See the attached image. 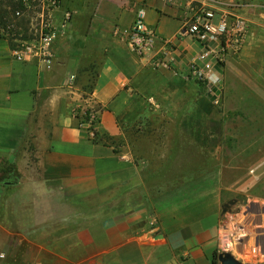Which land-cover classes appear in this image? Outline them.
Instances as JSON below:
<instances>
[{"label": "crops", "instance_id": "crops-1", "mask_svg": "<svg viewBox=\"0 0 264 264\" xmlns=\"http://www.w3.org/2000/svg\"><path fill=\"white\" fill-rule=\"evenodd\" d=\"M7 2L17 4L0 0L1 10ZM186 2L62 0L61 9L72 18L50 64L16 61L10 42L0 36V159L7 162L0 179V264H212L218 219L237 190L240 173H227L223 159L209 170L190 163L189 170L175 172L170 143L153 141L159 130L153 122L163 113L146 91L160 78L198 86L188 73L202 45L180 32ZM203 2L218 10L243 3L236 10L251 19L252 27L241 52L258 47L264 34L263 1ZM140 8L159 36L154 52L163 39L174 45L169 70L153 69L149 55L130 47L129 30ZM4 14L14 18L13 10ZM116 26L122 29L119 34ZM235 55L214 65L219 96L209 97L212 103L222 101ZM69 72L77 75L78 87L93 88L103 108L98 131L111 143L94 142L79 127L74 114L78 95L64 85ZM139 121L142 131L152 135L143 152L135 139L127 140L125 126ZM190 149L195 151L197 144ZM255 167L263 173L264 159ZM8 178L11 183L1 182ZM17 246L22 247L18 258Z\"/></svg>", "mask_w": 264, "mask_h": 264}, {"label": "built area", "instance_id": "built-area-1", "mask_svg": "<svg viewBox=\"0 0 264 264\" xmlns=\"http://www.w3.org/2000/svg\"><path fill=\"white\" fill-rule=\"evenodd\" d=\"M177 0H172L176 2ZM13 19L0 20V36L10 42L12 57L22 63L38 61L50 64L56 56V42L68 32L72 13L62 10V0H16ZM235 2L232 10H218L203 0H187L186 14L180 32L190 35L202 45V50L190 64L188 77L194 79L207 97L218 98L212 78L214 65H223L228 55L240 54L250 35L252 21ZM25 18V23L20 19ZM115 33L122 29L116 26ZM131 49L140 56L149 55L155 70L171 69L175 48L169 39L159 41L157 32L146 22V10L136 12L129 30ZM201 61V63H199ZM64 85L78 95L74 111L78 125L91 140L98 131L102 106L92 96L93 91L78 87L77 75L69 72ZM257 167L250 173L255 174ZM228 202V201H226ZM225 202V203H226ZM224 205V204H223ZM157 225V221L153 222ZM217 253H231L242 264H264V197L246 195L222 211L217 224ZM219 261V260H218Z\"/></svg>", "mask_w": 264, "mask_h": 264}, {"label": "rangeland", "instance_id": "rangeland-1", "mask_svg": "<svg viewBox=\"0 0 264 264\" xmlns=\"http://www.w3.org/2000/svg\"><path fill=\"white\" fill-rule=\"evenodd\" d=\"M258 44L248 54L241 52L235 55L234 70L228 72L223 98L218 104L205 96L201 85L195 88L182 79L166 82L160 78L159 85L147 86L146 91L153 96L156 109L163 113V117L157 116L153 122L159 129L158 134L144 133L142 121L128 122L125 124L127 140L135 139L142 152L149 136L158 143L168 141L171 145L170 161L175 172L189 170L190 163L209 170L223 159L227 173H240L238 183L235 182L237 190L229 200H242L246 195L264 197V172L261 174L260 170H256L255 176L250 173L257 162L264 159V34ZM167 112L168 116L172 112V116L166 118ZM234 124L237 127L243 125L244 129L237 131ZM250 125L253 130L248 129ZM146 126L149 127V124ZM167 126L169 132L165 130ZM182 127L187 128L186 132ZM146 131L152 134L150 128ZM193 143L197 144L195 151L190 149ZM200 143H205L207 149L200 148ZM146 152L149 154L152 151ZM236 162L237 166L234 165ZM6 167V159H0V179L5 175L2 170ZM247 174L249 176L246 177ZM14 253L17 258L20 257L22 247L17 246Z\"/></svg>", "mask_w": 264, "mask_h": 264}, {"label": "trees", "instance_id": "trees-1", "mask_svg": "<svg viewBox=\"0 0 264 264\" xmlns=\"http://www.w3.org/2000/svg\"><path fill=\"white\" fill-rule=\"evenodd\" d=\"M7 3H8V2H7ZM9 5L11 6V7H10V8H11V9H10L11 11L19 6L18 3H17V4H12V3L10 4V3H8L7 7L5 8V11H3V10L0 9V20H1V21L8 20V18H6V14H4V13L10 11L9 8H8ZM85 88H86V89H89V90H92V89H93V88L91 87V85H86ZM91 140L94 141V142H103L104 144H107V143H109V142L111 143L110 139H109V138L104 139V138L100 135V132H99V131H96V132H95V137H94L93 139H91ZM8 181L11 182V179L8 178V179H5V180H3V181H1V182L7 184ZM12 182H13V181H12ZM212 264H219V262H218V253H217V251L214 252L213 260H212Z\"/></svg>", "mask_w": 264, "mask_h": 264}, {"label": "water", "instance_id": "water-1", "mask_svg": "<svg viewBox=\"0 0 264 264\" xmlns=\"http://www.w3.org/2000/svg\"><path fill=\"white\" fill-rule=\"evenodd\" d=\"M7 183H11L8 181ZM236 201L234 200H229L228 202L224 203L223 205V210L225 211L226 207H228L230 204H233ZM218 260L220 264H242L238 260L234 258V256L229 253V252H223L218 255Z\"/></svg>", "mask_w": 264, "mask_h": 264}]
</instances>
